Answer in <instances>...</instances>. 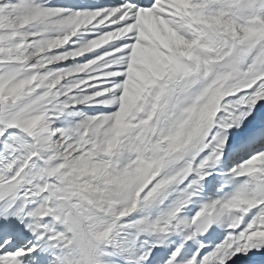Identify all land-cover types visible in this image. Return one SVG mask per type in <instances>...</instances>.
I'll return each instance as SVG.
<instances>
[{
  "label": "snow or ice",
  "instance_id": "obj_1",
  "mask_svg": "<svg viewBox=\"0 0 264 264\" xmlns=\"http://www.w3.org/2000/svg\"><path fill=\"white\" fill-rule=\"evenodd\" d=\"M0 264H264V0H0Z\"/></svg>",
  "mask_w": 264,
  "mask_h": 264
}]
</instances>
